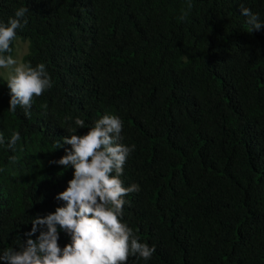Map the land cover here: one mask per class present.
Returning a JSON list of instances; mask_svg holds the SVG:
<instances>
[{
	"label": "trees",
	"instance_id": "1",
	"mask_svg": "<svg viewBox=\"0 0 264 264\" xmlns=\"http://www.w3.org/2000/svg\"><path fill=\"white\" fill-rule=\"evenodd\" d=\"M242 7L264 23V0H0V24L28 9L20 61L52 81L25 115L0 76V253L64 204L74 170L50 161L107 114L134 146L121 222L155 247L127 264H264V27Z\"/></svg>",
	"mask_w": 264,
	"mask_h": 264
},
{
	"label": "clouds",
	"instance_id": "2",
	"mask_svg": "<svg viewBox=\"0 0 264 264\" xmlns=\"http://www.w3.org/2000/svg\"><path fill=\"white\" fill-rule=\"evenodd\" d=\"M27 11L20 8L7 25L0 24V68L10 70L6 81L10 90L9 110L14 112L20 107L25 115H30L33 98L52 87L46 67L18 63L11 55H3L12 51L10 44L16 30L27 24ZM241 15L247 18L252 30L264 27L249 8L242 7ZM84 123L82 119L75 120L77 128L84 127ZM122 127L119 117L106 114L87 133L64 137L63 142L70 149H65L66 155L58 160L50 161L74 170L66 189L55 197L64 204L45 216H36L31 230L25 233L26 242L20 244L19 250H4L0 260L5 264H127L129 256L151 259L155 247L139 242L120 219L123 198L139 190L135 184L124 187L119 179L134 149L118 142ZM19 140L20 134L12 133L8 147L15 151ZM0 143H4L2 136ZM58 226L70 236V243L63 248L58 244Z\"/></svg>",
	"mask_w": 264,
	"mask_h": 264
},
{
	"label": "rangeland",
	"instance_id": "3",
	"mask_svg": "<svg viewBox=\"0 0 264 264\" xmlns=\"http://www.w3.org/2000/svg\"><path fill=\"white\" fill-rule=\"evenodd\" d=\"M26 50L27 42L20 40L18 37H15V39L13 40V52L11 56L16 59L18 63H21V56L26 52ZM9 71V69L0 68V76L3 77L6 81Z\"/></svg>",
	"mask_w": 264,
	"mask_h": 264
}]
</instances>
